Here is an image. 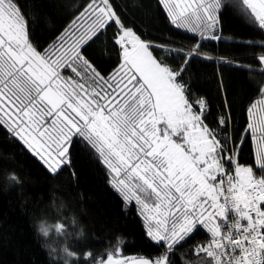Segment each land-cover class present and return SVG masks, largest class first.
Returning a JSON list of instances; mask_svg holds the SVG:
<instances>
[{
	"label": "snow or ice",
	"instance_id": "1",
	"mask_svg": "<svg viewBox=\"0 0 264 264\" xmlns=\"http://www.w3.org/2000/svg\"><path fill=\"white\" fill-rule=\"evenodd\" d=\"M159 3L172 25L199 36L193 48L168 49L169 56L180 58L176 67L168 56L156 54L164 44L142 39L112 0H87L46 47L33 42L18 0H0V134L22 141L53 177L73 168L79 144L96 156L123 200L140 206L150 242L166 248L155 259L131 264H170L174 248L201 227L210 240L198 246L197 254H206L212 264H264V116L252 119L254 110L264 112V88L248 108L239 144L230 133L229 105L227 115L206 123L207 100L193 103L182 76L193 59L207 58L200 52L203 41L220 38L216 31L225 5L223 0ZM243 4L264 30V0ZM102 36L117 57L108 75L85 54ZM259 61L264 64V55ZM249 136L254 166L239 162ZM66 227L54 225L58 234ZM39 231L48 235L44 224ZM92 257L85 252L82 264ZM94 264L129 261L109 252Z\"/></svg>",
	"mask_w": 264,
	"mask_h": 264
},
{
	"label": "trees",
	"instance_id": "2",
	"mask_svg": "<svg viewBox=\"0 0 264 264\" xmlns=\"http://www.w3.org/2000/svg\"><path fill=\"white\" fill-rule=\"evenodd\" d=\"M30 21L34 43L48 46L67 28L87 0H18ZM129 27L142 39L164 50L156 54L168 56L176 67L179 57L169 56L172 46L190 49L196 45L193 34L171 24L159 0H112ZM219 12L216 40L206 39L200 49L207 58L193 59L182 81L193 103L207 100L210 113L206 123L212 125L219 114H228L230 133L240 143L248 124L250 105L261 98L264 70L259 57L264 55V30L254 24L243 0H223ZM110 36V33L108 34ZM166 42V43H165ZM85 54L95 61L103 74L117 66L107 37L102 36ZM79 139V138H78ZM83 144L73 149V168H66L53 177L42 162L11 134H0V264H82L84 253L91 251L89 264L112 252L128 261L138 258L155 259L165 247L150 242L143 217L135 202H126L111 186V176L98 158L82 151ZM251 137L243 142L239 162L254 166ZM75 172L73 177L72 172ZM257 174L260 170L256 169ZM15 179H10L11 175ZM75 220V223H73ZM67 227L58 234L54 225ZM48 227L44 236L39 227ZM210 234L200 228L169 256L170 264H208L194 247L203 244ZM76 253L68 256L67 252Z\"/></svg>",
	"mask_w": 264,
	"mask_h": 264
},
{
	"label": "rangeland",
	"instance_id": "3",
	"mask_svg": "<svg viewBox=\"0 0 264 264\" xmlns=\"http://www.w3.org/2000/svg\"><path fill=\"white\" fill-rule=\"evenodd\" d=\"M262 66V69L264 70V64H261ZM261 98H259V99H257L255 102H253V103H256V102H258L259 100H260ZM249 112H247V117H248V123H249ZM261 116H264V112H260V110H259V108L258 109H256V110H254V115L252 116V119L253 120H258ZM18 139V138H17ZM19 140V139H18ZM22 144H23V142L22 141H20ZM24 146V145H23ZM254 146V145H253ZM25 148H26V146H24ZM38 160H39V158L38 157H36ZM111 181V180H110ZM134 202V201H133ZM137 207H138V209H139V211H140V206L139 205H137Z\"/></svg>",
	"mask_w": 264,
	"mask_h": 264
},
{
	"label": "built area",
	"instance_id": "4",
	"mask_svg": "<svg viewBox=\"0 0 264 264\" xmlns=\"http://www.w3.org/2000/svg\"><path fill=\"white\" fill-rule=\"evenodd\" d=\"M228 217H229V219L233 218V214L231 211L228 212ZM221 223H224V222L221 221ZM209 240H210V237H208V239L203 244H206ZM199 245H201V244H198L194 247L195 254H197V248ZM200 254L204 255L207 258L206 254H203V253H200ZM207 260H208V264H212V262L209 260V258H207Z\"/></svg>",
	"mask_w": 264,
	"mask_h": 264
},
{
	"label": "water",
	"instance_id": "5",
	"mask_svg": "<svg viewBox=\"0 0 264 264\" xmlns=\"http://www.w3.org/2000/svg\"><path fill=\"white\" fill-rule=\"evenodd\" d=\"M132 261H134V260L129 261V264H131Z\"/></svg>",
	"mask_w": 264,
	"mask_h": 264
}]
</instances>
